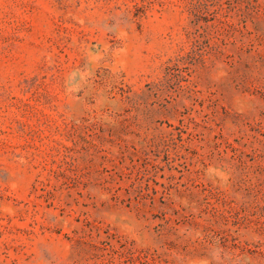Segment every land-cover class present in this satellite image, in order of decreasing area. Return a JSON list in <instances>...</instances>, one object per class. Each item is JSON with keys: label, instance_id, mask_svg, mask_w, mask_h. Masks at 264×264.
I'll return each mask as SVG.
<instances>
[{"label": "rangeland", "instance_id": "1", "mask_svg": "<svg viewBox=\"0 0 264 264\" xmlns=\"http://www.w3.org/2000/svg\"><path fill=\"white\" fill-rule=\"evenodd\" d=\"M0 264H264V0H0Z\"/></svg>", "mask_w": 264, "mask_h": 264}]
</instances>
